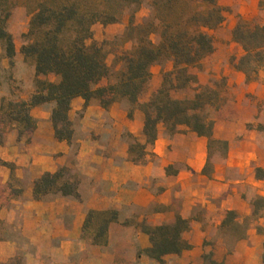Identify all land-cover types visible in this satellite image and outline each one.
<instances>
[{"label":"crops","instance_id":"crops-1","mask_svg":"<svg viewBox=\"0 0 264 264\" xmlns=\"http://www.w3.org/2000/svg\"><path fill=\"white\" fill-rule=\"evenodd\" d=\"M263 1L227 0L223 4L220 0V4L232 9L233 17L264 25ZM225 24L231 33L235 20L229 17ZM97 26L102 27L96 24L92 31ZM228 41L240 57L242 50L231 42V35ZM217 55L214 48L207 57V73H191L195 87L211 86L220 79L225 83L224 104L212 120L214 139L227 142L228 151L212 172H206L207 140L184 127L172 133L159 123L154 144L139 159L130 155L128 138L144 144V114L132 108L128 117L127 100L107 109L97 101L84 107L81 98L72 100L68 113L73 122L71 143L55 138L50 113L44 105L37 106L30 110L33 129L14 123L0 131V187H8L13 176L23 189L16 200H10L13 210L2 217V209L0 218L10 226L17 217L15 231L36 246L44 242L56 264H159L142 253L150 247L142 225H170L179 217L188 221L181 239L190 248L163 256V264H203L210 250L216 256L222 254L221 227L231 212L234 221L250 220L251 228L234 243L224 264H263L264 206H255L254 200L264 201V72L248 82L225 59L216 63ZM160 85V75H151L144 102ZM75 112L81 116L74 121ZM59 169L71 175L66 180L76 183L77 198L60 193L35 200L33 183ZM89 211L117 213V220L107 228L105 244L83 238ZM210 241H216L213 249L207 245ZM15 247V242L0 243L6 257Z\"/></svg>","mask_w":264,"mask_h":264},{"label":"trees","instance_id":"trees-1","mask_svg":"<svg viewBox=\"0 0 264 264\" xmlns=\"http://www.w3.org/2000/svg\"><path fill=\"white\" fill-rule=\"evenodd\" d=\"M141 1L40 0L31 14L26 34L34 39L21 48V53L33 60L36 89L29 100L7 104L10 121L31 130L35 126L30 116L31 108L51 104L50 120L55 138L71 143L73 130L68 113L72 100L81 98L84 107L97 101L104 109L116 101L127 100L131 105H137L144 114V144L135 140L129 146L130 155L138 152L139 159L144 149L154 144L159 123L167 125L172 133L178 127H184L205 138L208 151L216 144L226 155L228 144L214 139V121L205 113V107L217 100L218 95L201 89L196 90L192 99H173L169 95L170 90H184L191 83H196L189 68L199 65L214 52L209 32L224 22V9L219 6V0H153L154 15L146 25H134V15H131L128 36L135 42L134 49L131 55L124 56V68L117 82L101 85L109 76V69L100 47L93 41L92 27L119 22L126 10L133 9L134 13ZM200 7L202 9H198ZM154 32L160 35L157 45L150 41ZM231 39L242 50L239 58L232 59V66L245 76L246 81L257 80L264 69V25H251L246 19L236 16ZM0 41L6 57L11 59L15 53L14 43L2 21ZM162 58L172 62L171 71L165 75L169 80L164 78L160 89L150 100L139 104V96L151 77L149 68ZM47 75H54L58 80L38 79ZM132 110H129L128 117H131ZM64 170L45 173L37 179L32 186L34 198L39 200L53 192L76 196L77 185L65 179ZM229 216L233 217V214L226 213V217ZM94 219L98 220L94 244H105L107 228L117 220V213L89 211L84 229ZM188 228V221L179 217L170 225H143L142 231L150 241V247L143 253L163 264V256L180 254L190 248L181 239V234ZM98 239L103 241L99 243ZM205 260L210 264H222L208 257H204Z\"/></svg>","mask_w":264,"mask_h":264},{"label":"rangeland","instance_id":"rangeland-1","mask_svg":"<svg viewBox=\"0 0 264 264\" xmlns=\"http://www.w3.org/2000/svg\"><path fill=\"white\" fill-rule=\"evenodd\" d=\"M39 1L40 0H0V21H2V25L5 27L6 31L12 36L15 48L13 57L11 59H8L5 54L4 45L0 41V131H3L4 128L10 127L12 124H14V122H11L8 117L7 104L9 102L16 103L23 100H29L36 89L37 77L35 74L33 60L30 58H26L21 53V48L29 44L34 39V37H29L26 34L29 30V20L31 14L35 11ZM152 1L153 0H142L141 5L137 10H135L134 13L133 9L126 10L119 22L108 26H97L98 29L92 31L93 41L98 47H100L105 57L106 65L109 69V76L106 78V80H103L101 82V85L113 84L117 82V78L124 68V56L131 55L135 46L134 40H131L128 36L129 18L131 15H134V25H146L147 21L151 20L152 16L154 15V10L151 6ZM221 3L226 4L227 0H221ZM218 4L224 9V21H226L230 17V19L233 18L236 23V17H233V10L226 5L222 6V4H220V0L218 1ZM262 7H264V1L262 2ZM198 9L202 8L200 7ZM247 21H249L251 25H257L255 20ZM209 33L213 38L214 48L217 49L218 53L216 63L222 62L225 59L226 62L232 65V59L238 58L241 53L238 52V49L236 47L230 46L228 36L231 35V33L227 32V24L221 25L220 27L213 31H210ZM150 41L153 45H157L160 42L159 32L152 33V35L150 36ZM231 42H233L232 39ZM207 57H205L199 65L190 67L189 72H206V70H208L209 68ZM171 69V60L162 58L158 62L154 63L149 68V71L151 75H160L162 84L164 78H166V73L171 71ZM262 72H264V69L260 71V73ZM38 79L52 82L58 80V78L54 75L39 76ZM166 79L169 80V78ZM195 84L196 83H191L184 90H170L169 95L173 99H192L194 98L196 90L198 89H201L204 92L211 91L216 93L218 95L217 100L213 101L205 107V113L210 119H213V115L222 107L225 101V98L223 96L225 84L224 79L215 81L211 84V86L206 87H195ZM167 86L169 85L167 84ZM154 94H152L148 98V100H150V98ZM146 98L147 84L145 85L144 91L139 96L138 103H145L144 99ZM233 98H236V96H233ZM128 105L130 109L138 108L140 110L137 105L133 106L130 103H128ZM51 108V104H46L43 106V109L45 111H48L49 113L51 111ZM231 113L233 114V111H231ZM80 116V112H75L74 121L78 120ZM128 140L131 144L135 142V139L132 138H128ZM137 153L135 152L134 155L137 156ZM225 156L226 155L224 154L220 145H212L208 151L206 172H212L214 164L220 163L225 158ZM2 165L10 167V165L5 163H2ZM255 173L256 176H261L260 172L255 171ZM64 175L65 179L71 178V175L66 170H64ZM10 180L11 181L8 187H0V211L3 209L4 212L2 213V217L7 212H10V210H13L11 208L15 207V204H12L10 200H16L23 193V189L20 187V183L13 176L10 177ZM59 194L60 193L58 192H53L39 200H44L46 199V197L54 198ZM254 204L255 206H264V201L256 199L254 200ZM17 219L18 218L16 217L14 223L9 226L3 218H0V243H16V249L14 253L8 257H6L4 254L5 249L0 248V264H56L53 261L52 256L48 254L49 251L46 250V245L44 244V242H41L36 246L32 244V240L23 239L19 235L18 231H15L16 226L19 224V220ZM97 223L98 220L94 219L84 229V240L92 244H94V237L98 230ZM250 226L251 222L248 219H239L238 221H234V216L225 217L220 233L222 254L216 256L210 250V252L206 253L203 256V264H210L208 260L204 261V257L211 258L218 263L224 264V260L226 256L230 254L234 243L246 237V232L251 228ZM102 241L103 239L97 240V242L99 243ZM215 242L216 241H210L207 243V245L213 249L215 246ZM79 258V260H81L82 257ZM75 259L77 260V258ZM262 263L264 264V244Z\"/></svg>","mask_w":264,"mask_h":264}]
</instances>
